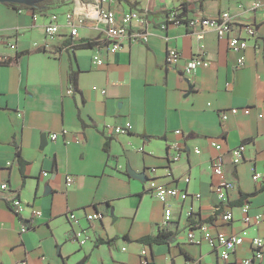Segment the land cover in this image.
Masks as SVG:
<instances>
[{
    "label": "crops",
    "instance_id": "obj_1",
    "mask_svg": "<svg viewBox=\"0 0 264 264\" xmlns=\"http://www.w3.org/2000/svg\"><path fill=\"white\" fill-rule=\"evenodd\" d=\"M257 1L264 5V0H51L32 10L0 3V58L12 60L0 64V184L8 185L0 190V264H243L252 258L250 240H264L263 225L242 223L244 206L249 215L264 214V12L253 8ZM182 2L189 21L229 13V37H245L240 26L255 25L243 66L227 36L212 27L168 24L166 14ZM97 9L117 16L133 11L141 19L131 22L115 53L107 50ZM51 14L58 16L59 32L49 39ZM88 41L95 44L81 47ZM12 42L15 51L7 48ZM171 49L182 56L174 69L166 65ZM95 55L102 65L92 63ZM198 55L209 66L183 75V65ZM230 109L238 111L222 121L219 111ZM125 123L130 130L116 134ZM52 133L55 141L48 138ZM170 142L184 150L174 163ZM241 144L244 157L234 165L230 150ZM217 156L234 185L226 203L213 191L218 178L211 161ZM255 171L262 174L259 182L252 180ZM149 179L188 195L171 201L166 228L164 206L148 191ZM14 199L24 205L20 215L12 210ZM226 211L233 215L228 222L221 218ZM69 212L87 229L84 246L69 238L75 228ZM92 212L103 219L87 222L84 216ZM190 215L213 233L242 236L243 243L221 260L206 243L188 242ZM25 225L28 230L21 232ZM162 229L170 234L166 243L141 242ZM251 264H264V256Z\"/></svg>",
    "mask_w": 264,
    "mask_h": 264
},
{
    "label": "built area",
    "instance_id": "obj_2",
    "mask_svg": "<svg viewBox=\"0 0 264 264\" xmlns=\"http://www.w3.org/2000/svg\"><path fill=\"white\" fill-rule=\"evenodd\" d=\"M264 5L260 2H255L253 5L254 9L261 10L264 12ZM99 19L106 25V35L108 38V45L107 50L110 53H115L122 48V44L124 39L127 36L128 28L133 21H141L139 15L136 12L130 11L117 16L113 11L106 10V9H97L96 10ZM174 18V13H169L168 19L172 21ZM37 17L33 15V21H36ZM66 24L71 28L70 35L71 37H76L77 35V26L72 22V16L70 14L66 15ZM81 24V21L78 22ZM189 25H199L201 27H212L219 36H227V45L231 51L237 52L240 54L237 65L239 67L243 66L244 64V56L242 52L245 50L247 46V42L249 39H252L256 35V27L254 24H244L240 26L241 31L245 34V37H229L228 34L232 30V22L229 13L223 12L220 16L215 18H195L190 20ZM59 32L58 26V16L56 14H51L49 16V22L45 27L46 36L51 39ZM143 40L146 39L145 35H140ZM199 38H202L199 35ZM7 48L12 51L16 50L15 43H7ZM4 60L5 58H0ZM182 62L181 54L174 49L168 51L166 57V65L169 68H177L179 64ZM92 63L94 65H102L103 60L98 56L95 55L92 58ZM209 62L201 57L200 55L192 57L191 60L186 62L182 67L183 75H191L197 68L201 67H208ZM68 93H72L71 90ZM237 109H230V110H221L219 111V117L222 121L227 120L229 114H236ZM130 130V124L125 123L123 126H118L115 128V133L126 134ZM63 134L66 133L65 130L62 132ZM180 134V131L176 132ZM58 135L56 133H52L48 135V138L51 141H55ZM210 145L216 150H221V146L214 140H210ZM167 152L169 153L170 162H177L181 159L184 150L181 144L177 142H170L167 146ZM200 151L199 149H194V153L198 154ZM245 153V146L243 144L237 146L236 148L230 150L232 163L234 165L239 164ZM211 169L213 175L218 178V182L213 186V191L217 196V199L221 203H226L228 198V193L234 189V185L232 182L226 179L225 172H224V165L222 158L220 156L215 157L211 161ZM43 176H47V172L43 173ZM262 174L259 172H254L252 175V180L254 182H259L261 179ZM73 181V178L69 176L66 180L67 186H70ZM187 182L188 179H185ZM148 191L164 206V217L165 220L163 222L162 228H166L168 225V221L172 216V209H171V201L174 199H181L184 200L188 197L186 192H181L174 188H169L165 185L158 183L155 179H149L147 182ZM0 190L6 191L8 190V185L6 183L0 184ZM196 197H198L196 195ZM11 207L13 212L16 215H20L24 210V205L19 199H14L11 201ZM242 223L245 227H249L252 225H263L264 226V214H256V215H249L247 207H242ZM33 215L35 217L40 216L39 210H33ZM222 220L228 222L232 220L233 215L230 211H226L222 215ZM67 219L69 223L75 227L71 229L69 232V238L73 241L77 242L80 246H84L89 241V234L87 229L80 227V219L76 216L75 213L69 212L67 214ZM84 219L91 223L93 221H101L103 219V215L100 212H92L86 214ZM28 230V226H22L21 232H26ZM186 238L188 242L200 245L201 243H206L210 248L213 250H217L219 253V257L221 260L226 261L229 259V256L234 252V250L239 247L243 243V237L240 235H227L223 232L213 233L211 231L210 225L206 223L197 224L195 227H191L188 231ZM250 246L252 248V258L243 261V264H251L253 259L261 260L264 256V240L259 237H254L250 240ZM142 256L146 255V251H142ZM146 263V260L143 261ZM184 264H191L190 262L186 261Z\"/></svg>",
    "mask_w": 264,
    "mask_h": 264
},
{
    "label": "trees",
    "instance_id": "obj_3",
    "mask_svg": "<svg viewBox=\"0 0 264 264\" xmlns=\"http://www.w3.org/2000/svg\"><path fill=\"white\" fill-rule=\"evenodd\" d=\"M51 0H47L44 2H41L35 6L32 7H28V6H24V5H19V4H11V3H4V5H7L9 7H13L16 9H36L39 6L48 3ZM188 4L186 2H182L180 7L178 9H172L169 13H174V18L172 21L169 20L168 24H185V25H189L190 21L186 18V15L188 13ZM169 13L166 14L167 18ZM95 43L93 41H88L85 44H82L81 47H91L93 46ZM19 56V54L16 55L15 58H17ZM12 60L11 59H4L2 61H0V64H9L11 63ZM72 78V77H71ZM73 79H75L73 77ZM189 221L192 227H195L197 224H200L201 222L197 221V219L195 217H193V215H190L189 217ZM126 238V236L124 237ZM170 238V234L167 233L165 231V229H162L160 231L159 234H157L155 237H148L145 239H142L141 242H145V243H149V244H164L166 243ZM84 262V260H81L79 263L77 264H82Z\"/></svg>",
    "mask_w": 264,
    "mask_h": 264
},
{
    "label": "water",
    "instance_id": "obj_4",
    "mask_svg": "<svg viewBox=\"0 0 264 264\" xmlns=\"http://www.w3.org/2000/svg\"><path fill=\"white\" fill-rule=\"evenodd\" d=\"M44 1L47 0H0V3H11L32 7Z\"/></svg>",
    "mask_w": 264,
    "mask_h": 264
}]
</instances>
